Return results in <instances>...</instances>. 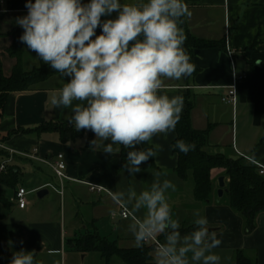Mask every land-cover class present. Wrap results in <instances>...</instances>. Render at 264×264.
Segmentation results:
<instances>
[{
    "label": "crops",
    "instance_id": "1",
    "mask_svg": "<svg viewBox=\"0 0 264 264\" xmlns=\"http://www.w3.org/2000/svg\"><path fill=\"white\" fill-rule=\"evenodd\" d=\"M9 1L0 0V58L6 77L12 75L16 65V60L8 55V49L13 44L11 33L19 30L22 35L24 30L16 20L27 15V11L8 10ZM135 2L138 0H121V3ZM184 2L191 13L183 17L189 32L199 40L224 44L226 49L196 50V74L180 80L165 79L161 93L169 97L183 96L182 113L187 108V101L193 103L191 123L195 130L209 131L206 147L209 154L242 158L264 168V0ZM99 34L100 30L97 29ZM228 42L236 52V73L246 76L238 85L235 106L222 101L234 81L232 64L227 54ZM23 49L24 71L30 72L43 64L26 44H23ZM67 80L59 74L34 90L10 96L0 120V140H4L0 144L14 151L13 155L5 151L9 153L7 166L17 168L20 179L30 176L31 185L36 190H48L46 197L54 192L65 208L63 214L51 215V209H39L27 200L28 206L22 210L15 202L14 192L10 201L12 206L9 209L5 207L7 214H0L3 217L0 221V261L10 264L14 254L24 250L34 251L35 264H124L118 263V258L107 263L99 253H79L74 243L88 232H94L116 243L120 249H140L135 246L134 237L128 230L131 219L124 220L120 215V203L132 213L131 207L123 201H114L112 196L118 192H124L127 196L129 189L137 193L146 190L156 179V172L166 171L167 176L162 179H168L175 185V191L169 189L166 195L173 218L180 223L181 235L193 230V211L199 209L201 215L207 217L210 231L215 232L221 241L213 249L220 257L219 264H233L239 251H243L256 264H264V214L258 217L256 231L246 235L243 218L225 202L219 201L220 172H216L214 202L210 205L198 202L194 196L192 175L182 180L177 174L179 160L173 147L177 138L176 130L153 137L148 144L159 143L163 151L142 164L141 171L134 176L123 167L127 152L132 149L120 146L121 151L116 155L95 150V146L90 143L95 136L90 130H85L82 137L67 143L55 132L16 133L9 136V133L19 129L33 130L46 123L72 126L66 118L71 115V108L58 109L51 103L52 96L59 94ZM137 147L143 149L142 145ZM60 155L66 162L68 176L63 195L59 193V180L52 168L42 162L55 163ZM30 156L37 159L27 158ZM228 182L226 179V185ZM90 184L103 187L107 192H92ZM136 215L142 216V212ZM158 238L164 241L163 236ZM153 253L154 249L150 264H155ZM92 260L95 261L90 263Z\"/></svg>",
    "mask_w": 264,
    "mask_h": 264
},
{
    "label": "clouds",
    "instance_id": "2",
    "mask_svg": "<svg viewBox=\"0 0 264 264\" xmlns=\"http://www.w3.org/2000/svg\"><path fill=\"white\" fill-rule=\"evenodd\" d=\"M25 7L27 15L16 20L24 30L19 42L68 78L51 103L71 108L68 123L76 131L93 132L95 150L116 155L120 146L132 149L123 167L132 176L139 173L163 146H137L174 131L181 119L184 97L162 94L165 79L180 80L195 72L180 26L191 15L188 5L184 0H26ZM107 140L111 143L105 144ZM173 147L187 154L195 144L177 140ZM155 176L146 190L112 196L131 207L128 230L135 246L142 249L155 240V264H219L213 249L221 241L210 231L207 217L194 210L193 230L181 235L166 195L175 185L162 179L166 171ZM10 264H35L34 251L17 252Z\"/></svg>",
    "mask_w": 264,
    "mask_h": 264
},
{
    "label": "trees",
    "instance_id": "3",
    "mask_svg": "<svg viewBox=\"0 0 264 264\" xmlns=\"http://www.w3.org/2000/svg\"><path fill=\"white\" fill-rule=\"evenodd\" d=\"M34 2V0H33ZM26 0H10L8 10L10 11H28L25 7ZM180 25L185 33L186 41L183 45L186 52L190 55V62L194 64V52L196 50H205L211 48L226 49V46L219 43L203 41L195 38L188 30L186 22ZM13 44L8 49V55L16 60L12 75L6 77L4 74L3 63L0 58V120L4 115L10 96L23 92L34 90L42 83H45L60 73L53 70L49 65L42 64L40 67L26 72L23 69L24 49L23 43L19 42L21 32L11 33ZM1 37V35H0ZM195 72L192 74H196ZM194 105L187 101V108L181 115L175 130L177 140H183L188 144H195V149L187 154L179 152L174 148L178 156L179 165L177 174L182 180H187L190 175L194 181L195 199L205 205H210L216 197V172L226 177L229 181L226 185V193L219 201L225 202L236 214L244 220V232L251 235L257 229V220L261 214H264V175L260 174V168L247 162L242 158H233L228 155H212L206 151L208 147L209 131L195 130L191 123V112ZM35 132L38 134L55 132L60 135L63 142L67 143L82 137L85 130L76 131L73 126L62 124L46 123L36 129H19L9 133L28 134ZM8 136V137H9ZM4 142V140H0ZM143 148L150 145L142 144ZM9 159V153L0 149V167L3 161ZM125 153L123 151V160ZM19 170L13 166H7L4 172H0V204L10 208L12 204L5 197L4 188L13 189L16 192V186L19 182ZM218 201V202H219ZM219 202V203H222ZM0 216V221L2 220ZM75 250L82 254L99 253L102 258L110 263L113 258H118L124 264H150L152 248L144 246L142 249L125 250L120 249L116 243L109 242L101 238L97 233H87L75 241ZM9 262L0 261V264ZM233 264H256L250 260L243 251L236 254Z\"/></svg>",
    "mask_w": 264,
    "mask_h": 264
},
{
    "label": "built area",
    "instance_id": "4",
    "mask_svg": "<svg viewBox=\"0 0 264 264\" xmlns=\"http://www.w3.org/2000/svg\"><path fill=\"white\" fill-rule=\"evenodd\" d=\"M227 54H228V57H229L231 64H232V69L234 72V81H233V84L228 88V92H227L226 96L222 99V101H223V103H225L227 105L235 106L237 103V97H238V90H237L238 85L246 79V76L245 75H238L236 73V67H235L236 52L230 47L229 42L227 44ZM0 149L9 152L11 155L14 154V151L6 149V147L3 144H0ZM27 158L37 159L36 157H33V156L32 157L30 156ZM42 162L47 164L48 166H50L52 168L56 178L59 180V184H60L59 193L61 195H63L64 183L66 180H68V176L66 175L67 165H66V162L64 160V157L62 155H60L58 157V160L55 163H52L50 161H45V160H42ZM8 164H9V162H7V161L2 163V165L0 167V172H4L6 170V167ZM259 168H260V174L264 175V168L263 167H259ZM89 186H90V190L92 192H97V193L107 192V190L103 187H100L97 185H91V184ZM27 196H28V192L24 188H19L16 190L15 202H16L17 206L19 207V209L24 210L28 206ZM119 205H120V209H121V214H120L121 217L124 220L131 219L132 213L129 211V209L121 203ZM158 240H159V242H161L159 238H158ZM156 243L157 242L154 240L148 244H145V246L148 248L155 249Z\"/></svg>",
    "mask_w": 264,
    "mask_h": 264
},
{
    "label": "rangeland",
    "instance_id": "5",
    "mask_svg": "<svg viewBox=\"0 0 264 264\" xmlns=\"http://www.w3.org/2000/svg\"><path fill=\"white\" fill-rule=\"evenodd\" d=\"M30 179H31L30 176L28 177L25 176L19 179L16 189L24 188L27 192H29L28 193L29 195L27 196V200L30 201L32 205H34V207L36 206L37 208L43 209V210L51 209L52 211H49L51 215L63 214L65 211V208H63V204L60 203V200H59L60 198L54 192L50 191L51 194L48 197H46L44 200L39 199L38 197L39 190H36L35 187L31 185L32 182H30ZM4 191H5L6 199L12 202L15 191L9 188H4ZM12 212L14 213L15 210ZM0 214H7L5 212V207L2 204H0ZM153 255L155 256V253H153ZM94 261L95 260H92L90 261V263H93ZM116 261L118 263H122L121 261H118L117 259Z\"/></svg>",
    "mask_w": 264,
    "mask_h": 264
},
{
    "label": "water",
    "instance_id": "6",
    "mask_svg": "<svg viewBox=\"0 0 264 264\" xmlns=\"http://www.w3.org/2000/svg\"><path fill=\"white\" fill-rule=\"evenodd\" d=\"M219 190L218 198L222 199L226 193V177L222 176L218 179ZM49 194L48 190H41L38 192L39 199L43 200Z\"/></svg>",
    "mask_w": 264,
    "mask_h": 264
}]
</instances>
